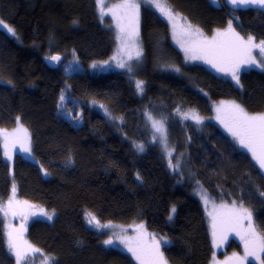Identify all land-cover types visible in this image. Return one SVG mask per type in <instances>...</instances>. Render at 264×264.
<instances>
[{
	"label": "trees",
	"instance_id": "16d2710c",
	"mask_svg": "<svg viewBox=\"0 0 264 264\" xmlns=\"http://www.w3.org/2000/svg\"><path fill=\"white\" fill-rule=\"evenodd\" d=\"M162 1L207 39L231 20L243 35L264 40L260 9L234 11L222 0ZM140 5L144 99L126 74L89 69L115 49L114 32L98 17L95 0H0V18L15 30L14 36L0 27V128H15L20 117L34 153V159L17 154L12 166L0 146V203L12 196L15 180L24 201L56 212L51 221L33 220L26 233L27 243L55 258L53 264H138L128 251L103 243L106 234L88 225V212L102 222H141L168 236L163 253L169 264H210L218 253L197 187L217 201L243 203L264 236V169L212 119L220 100L264 114V70L243 71L237 85L188 63L172 44L169 23ZM54 54L63 59L52 67L44 58ZM90 102L104 104L116 119ZM185 109L203 121L183 120ZM148 111L165 120L179 169L170 168L151 142ZM5 233L0 213V264H16ZM225 246L228 252L242 247L235 238Z\"/></svg>",
	"mask_w": 264,
	"mask_h": 264
},
{
	"label": "snow or ice",
	"instance_id": "6c2138e0",
	"mask_svg": "<svg viewBox=\"0 0 264 264\" xmlns=\"http://www.w3.org/2000/svg\"><path fill=\"white\" fill-rule=\"evenodd\" d=\"M149 2H153V0H149ZM227 2L239 7H247L250 5L264 7V0H227ZM96 3L101 16H103L105 14L103 0H96ZM154 6L169 20H175L173 12L166 3L162 4L156 0ZM108 11L111 12L113 17L117 20V28L119 29L117 39L121 41V48L129 50L135 48V58L138 59L141 56V50L137 45L139 35V4L133 2V0H125V3L113 5L108 9ZM0 26L4 27L9 33L15 36V30L6 25L2 19H0ZM175 27V24H173L174 32ZM182 34L189 38L193 36H202L200 30L194 29L190 24L186 25L182 29ZM253 49H259L260 53L264 54V40L260 41L259 44L254 43V37L252 36H248L247 40H245L235 32L232 27V21L229 20L225 31L218 30L216 36L213 37L211 41H194L189 46L185 47V53L191 59H207V62L211 63L213 67H217L218 71L230 73L232 78L237 82V84H239V66L241 64H257L256 59L252 55ZM209 57L212 59H209ZM127 58L128 60L133 59L130 52ZM48 59L51 61H60L61 57L54 55L50 56ZM104 63L107 64L108 62L105 61ZM118 66L121 68L127 67L129 72L132 71L131 66L123 61L118 62ZM92 67L95 68L97 65L93 64ZM260 67L264 68V62H260ZM175 71H179V69H175ZM143 83V81H136V87L140 92H143ZM60 100L64 101L65 96L61 95ZM225 109H227L226 115L228 117L227 121H222L225 124V127L241 146L249 149L253 159L259 165V168L264 169V114L250 115L243 107H241V105L236 104L235 102H231L229 104L221 102V104L217 107V112L220 113ZM192 118L197 122L200 120V118L195 114L192 115ZM218 118L220 117L218 116ZM149 119L151 120L152 127L155 129V132L160 134L161 139L165 143V147H167V131L164 121L155 120L151 117V115H149ZM16 120L18 123V128L15 130L17 137L12 141V147L15 148L16 144H19L24 152L31 153L28 130L20 123V117H17ZM20 133L23 134V138H20L18 135ZM0 134H3L5 139L6 150L4 154L10 159L11 155L7 151L8 133L6 130H3L0 131ZM136 148L139 151H143L144 145L137 144ZM168 156L169 167L179 169V161H177L176 164L172 163L171 151L168 152ZM45 174H47V172ZM12 192L13 198L9 199L8 208L18 209L12 211L13 215L19 214L25 221L28 219V215H37V212L35 211L27 214L22 211L23 207L32 208L34 206L28 205V202L26 201L21 202L14 200L16 192L15 185H13ZM260 195L264 196V192H261ZM205 203H207L206 197ZM220 207L224 210L223 213L219 216L213 215V237L216 238L219 232V238L220 240H223L226 239L227 231H236L237 234L240 235L241 240L244 242V256L237 257V260H247L248 257L260 259L259 254L264 253V237L258 236L256 229L253 227L252 212L245 208L243 203L237 207L235 201L231 207H228L227 205H221ZM171 211L172 213H175V206L172 207ZM5 214H7V212ZM39 214L46 216L49 220L52 219V214H49L43 209H39ZM210 215H212V213H210ZM89 217L90 224L95 221L97 226L108 227V225H100L99 221L96 220L95 216L91 213H89ZM169 219H172L171 215L169 216ZM244 220L248 221V228L246 230H240L238 226ZM143 227L144 226L142 224L138 225L139 229H143ZM22 231L23 225H21L19 232L22 233ZM118 239H121V242L128 246V250L141 261V264H167V260L160 251L161 241L157 240L154 235L151 237V244L142 243V236L137 237V247L130 246L129 238L118 237ZM103 243L111 245L113 240L110 238L105 240ZM8 247L9 251L15 255L16 264H24L29 251H39L29 245L26 241H23L20 235L14 236L11 231L8 232ZM49 259L54 260L55 258ZM261 264H264V260H261Z\"/></svg>",
	"mask_w": 264,
	"mask_h": 264
},
{
	"label": "rangeland",
	"instance_id": "374dc122",
	"mask_svg": "<svg viewBox=\"0 0 264 264\" xmlns=\"http://www.w3.org/2000/svg\"><path fill=\"white\" fill-rule=\"evenodd\" d=\"M96 1V0H95ZM133 2L139 4V23H138V31H139V35H138V39H137V45L139 47V49L141 50V56L137 59L135 58V48L132 49H122L121 48V41L117 39V36L119 35V29L117 28V20L115 17H113V15L111 14V12L108 11L109 8H111L113 5L116 4H122L125 3V0H103L104 3V12L105 14L103 16H101L100 11L98 9V5H97V14L98 17L100 18V20L102 21V23L108 27L109 29L113 30L114 35H115V49L112 53V55L103 61H98V62H92L89 64V69L90 71L94 72V73H101V72H106V71H119L121 73L126 74L133 82L135 89H136V94L140 99H144L145 97V89H146V84L145 81L142 79L141 75H140V69H142V61H143V52H144V48H143V44H142V39H141V5L142 4H146L151 6L157 13L158 15L163 18L164 20H166L169 23L170 26V34H171V38H172V44L182 53V55L184 56V59L188 62V63H197V64H201L205 67H207L208 69L217 72L218 74L231 79L235 84H237V82L232 78L230 73H225L222 71H218L217 67H213V65L211 63L207 62V59H191L188 55H186L185 53V47L189 46L191 43H193L194 41L197 40H208L211 41L213 39V37L216 36L217 31L208 39L206 38L205 33L198 27L192 26L194 29H199L200 32L202 33V36H193L191 38L184 36L182 34V29L188 25L189 23H187V21L179 14L175 13L171 8V11L173 12V15L175 16V20H169L165 15H163L155 6L154 3L156 2V0H153V2H149V0H133ZM159 3L164 4L165 2L162 0H158ZM97 4V3H96ZM122 14V12H121ZM1 19V18H0ZM5 23V22H4ZM6 24V23H5ZM173 24H175V32H174V28H173ZM8 25V24H6ZM9 26V25H8ZM1 28H3L4 30H6L4 27L0 26ZM10 27V26H9ZM232 27L234 28L235 32L238 33L241 37H243L245 40H247L248 36L243 35L239 28L235 26V24L232 23ZM227 29L223 28V29H219V31H225ZM8 32V31H7ZM253 37V36H252ZM260 41H258L256 38H254V43L259 44ZM184 45V46H182ZM129 52L131 53V55L133 56L132 60H128V55ZM252 55L253 57L256 59L257 64L254 65H244L241 64L239 66V84L240 85V76L241 73L243 71L255 68V69H260V70H264V68L260 67V62H264V54L260 53L259 49H253L252 50ZM209 59H212L211 57H209ZM107 61L108 63L105 64L104 62ZM123 61L125 63H127L128 65L131 66L132 71L129 72L128 68H121L118 66V62ZM96 64L97 67L93 68L92 65ZM223 66V65H220ZM81 68H84L83 66H80ZM77 68V67H76ZM174 70L176 69L175 67H173ZM172 68V69H173ZM178 72V71H177ZM136 81H143V92H140L137 87H136ZM66 88H69V86L67 85ZM62 95L65 96V89L62 92ZM67 100V96H65V100L61 101L60 100V104L59 106L62 107L65 105ZM221 102H224V104H229L231 102H235L232 100H220L216 103H214L213 106V112L214 115L212 117L213 121H215L219 127L225 132L227 133L239 146H241L238 141L232 136V134L227 130V128L225 127V124L222 121H227L228 117L226 115L227 113V109H225L224 111L218 113L217 112V107L221 104ZM236 103V102H235ZM238 104V103H236ZM90 105L100 111L101 113L105 114L106 116H108L111 119H116L113 115L112 112L104 105L101 103H97V102H90ZM240 105V104H239ZM103 106V107H102ZM242 107V106H241ZM73 109V108H72ZM69 111L66 115L69 118H72V110ZM247 111V110H246ZM248 112V111H247ZM80 114L82 113L81 110L79 112ZM249 113V112H248ZM195 114L196 116H198L200 118L199 122L203 121V117L195 110L192 109H185L182 110L180 113V117L185 120V121H195L192 118V115ZM250 115H258V114H262V113H249ZM149 115H151L152 118H154L155 120H163L162 118H159L155 115H153L152 112L148 111L145 113V125L147 126L149 135H150V140L153 144H156L160 150H162L164 152V154L166 155L168 162H169V156H168V152L171 151L172 154V163L174 164L173 159L175 158L174 154L175 151H173V149L170 147L169 141H168V132H167V147H165V143L164 141L161 139L160 134L155 132V129L152 127V123L151 120L149 119ZM218 116L220 118H218ZM117 121V120H115ZM164 121V125L167 131V124ZM20 123H22V121L20 120ZM24 126V124H23ZM18 128V123L16 125L15 128L13 129H3L0 128V131L6 130V132L8 133V148L7 151L10 153L11 158L9 159L8 156H6L4 154V158L10 163V165H14V160L17 154H22L25 157H28L30 159H34V153H33V142H32V135L31 132L24 126V128H26L28 130L29 136H30V145H31V153H26L24 152L19 144H16L15 148L12 147V141L17 137V133L15 132V130ZM20 136V138H23V134L20 133L18 134ZM155 137V138H154ZM0 146L2 148L3 153H5V139L3 134H0ZM243 147V146H242ZM244 149H246L249 153H251L249 151V149L243 147ZM252 155V154H251ZM15 188H16V192H15V196H14V200L15 201H24L18 194V187L17 184L15 183V180L13 181ZM13 193V192H12ZM195 194L196 196L200 199L205 213H206V217H207V221H208V225L211 231V234L213 233V229H212V222H213V215L215 216H219L223 213V209L220 207L221 205H227L228 207H231L233 205L232 202H228V201H217L215 200L213 197L210 196V194L203 189L202 187H197L195 190ZM205 197L207 198V203H205ZM10 198H13V194ZM9 198V199H10ZM8 200H5L3 202L0 203V213L1 215L4 217L5 219V223H6V240H7V245H8V232L11 231L13 232L14 236L15 235H20L23 241H26V233L28 231L27 228H29L30 223L35 220V219H43V220H48L51 221L53 220V218L55 217L56 212L52 211V210H48L44 207H42L41 205H37V206H41V207H36L30 203H28V205H32L34 207L32 208H28V207H23L22 211L27 214L29 212L35 211L37 212V215H28V219L25 221L21 215L17 214V215H13L12 211L13 210H18V209H9L8 208ZM240 204L236 203V206L238 207ZM245 208L249 209L247 206L244 205ZM39 209H43L44 211L48 212L49 214H52V219L49 220L46 216L39 214ZM250 210V209H249ZM251 211V210H250ZM7 212V214H5ZM252 212V211H251ZM89 213L88 212L86 214V221L88 223V225L90 227H92L93 229H95L98 232H103L106 234L105 240L107 239H112L113 243L111 245H107L109 247H115L118 249H121L123 251H128L130 253V255L136 259V261L138 262V264H141V261L138 260L136 258V256H134L132 254V252H130L128 250V246H126L124 243L121 242V239H118V237L120 238H129L130 239V246L132 247H137V237H141L142 236V243H146V244H151L152 243V239L151 237L154 235L155 238L157 240L161 241V245H160V251L163 253V248L164 246L169 245L170 243V238L166 235H162V234H158L152 231H148V229L146 228V226L141 223V222H135V223H131V224H119V223H114V222H102L101 220L98 219V217H96V215H94L93 213H91L92 215L95 216L96 220L99 221L100 225H108V227H100L97 226L95 224V221L90 224L89 223ZM210 213H212V215H210ZM252 220H253V227L256 229L257 235L264 237L262 232L260 231V229L257 226V223L255 221L254 215L252 213ZM143 225V229H139L138 225ZM21 225H23V231L22 233L19 232V230L21 229ZM238 228L240 230H246L248 228V221L244 220L242 221V223L238 226ZM213 237V234H212ZM232 238H235L236 240H238L241 244V251H238L236 249L232 250L231 252L226 251V249L224 250V248L226 247L225 245H227L228 241ZM214 242H215V248H216V253H218V255H215L214 258H212L210 264H243V263H239L238 260H231V256H233V254H240L241 257L244 256V242L243 240H241L240 235L237 234L236 231H227L226 233V239L220 240L219 238V232L217 234V237L214 238ZM104 240V241H105ZM166 241V243H165ZM27 242V241H26ZM106 245V244H105ZM9 248V247H8ZM224 252V255L219 256V253ZM14 258L15 255L14 253L10 252ZM164 256V253H163ZM260 259H257L255 257H248L247 260H245V262H252L254 264H261V260H264V253H260L259 254ZM49 258H52L51 256H48L47 254H45L42 251H36V252H32L29 251L28 252V256L27 259L24 261V264H53V260H50ZM165 258V256H164ZM167 264H169L167 262Z\"/></svg>",
	"mask_w": 264,
	"mask_h": 264
},
{
	"label": "water",
	"instance_id": "95a60500",
	"mask_svg": "<svg viewBox=\"0 0 264 264\" xmlns=\"http://www.w3.org/2000/svg\"><path fill=\"white\" fill-rule=\"evenodd\" d=\"M215 3L217 4H220L221 3V0H213ZM224 2V4L230 8L231 10H234V11H238V10H242V9H249V8H255V9H260L262 11H264V7H260V6H253V5H250V6H247V7H239V6H234L230 3L227 2V0H222ZM54 55H58L61 57L60 61L63 59V56L60 55V54H54ZM53 55V56H54ZM49 57H45L44 60L50 64L52 67H55L60 61H51L50 59H48Z\"/></svg>",
	"mask_w": 264,
	"mask_h": 264
},
{
	"label": "built area",
	"instance_id": "2783aa9c",
	"mask_svg": "<svg viewBox=\"0 0 264 264\" xmlns=\"http://www.w3.org/2000/svg\"><path fill=\"white\" fill-rule=\"evenodd\" d=\"M236 18V16H234Z\"/></svg>",
	"mask_w": 264,
	"mask_h": 264
}]
</instances>
